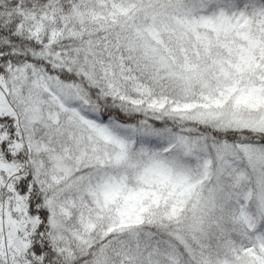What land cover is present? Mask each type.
Wrapping results in <instances>:
<instances>
[{
    "label": "snow or ice",
    "instance_id": "6c2138e0",
    "mask_svg": "<svg viewBox=\"0 0 264 264\" xmlns=\"http://www.w3.org/2000/svg\"><path fill=\"white\" fill-rule=\"evenodd\" d=\"M0 264H264V0H0Z\"/></svg>",
    "mask_w": 264,
    "mask_h": 264
}]
</instances>
